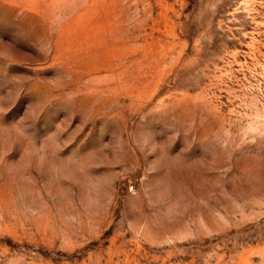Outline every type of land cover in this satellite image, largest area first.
Masks as SVG:
<instances>
[{"label": "rangeland", "instance_id": "obj_1", "mask_svg": "<svg viewBox=\"0 0 264 264\" xmlns=\"http://www.w3.org/2000/svg\"><path fill=\"white\" fill-rule=\"evenodd\" d=\"M0 264H264V0H0Z\"/></svg>", "mask_w": 264, "mask_h": 264}]
</instances>
